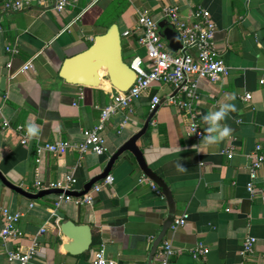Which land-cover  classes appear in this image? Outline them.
Returning <instances> with one entry per match:
<instances>
[{
  "label": "crops",
  "instance_id": "crops-1",
  "mask_svg": "<svg viewBox=\"0 0 264 264\" xmlns=\"http://www.w3.org/2000/svg\"><path fill=\"white\" fill-rule=\"evenodd\" d=\"M25 1L27 8L13 13L0 3V227L2 210L23 215V234L0 246V264H18L8 254L28 252L35 238L38 252L29 264H92L103 245L118 264H160L157 254L165 240L176 251L170 264H264V196L248 190L251 155L258 145L264 150V0H73L61 13L54 10L55 0ZM168 6L184 16L203 7L217 25V50L230 75L201 83L199 122L205 131L204 115L224 103L235 105L237 111L221 121L232 129L230 136L213 145L198 142L177 108L151 112L148 94L111 120L104 155L90 152L79 164L77 153H46L37 163L39 144L83 142V131L99 123L115 91L104 79L98 87L69 83L61 76L65 61L113 24L122 32L133 28L140 13L159 20L162 32L174 30L163 17ZM123 46L128 62L146 54L135 39ZM8 47L20 54L12 59ZM31 60L33 70L22 71ZM156 93L165 98L170 88L152 89ZM247 94L249 101L243 99ZM29 123L39 133L23 145L18 127L27 131ZM228 150L234 151L232 159ZM178 162L186 172L177 171ZM72 170L78 181L70 194L76 198L109 175L115 181L92 192L91 205L64 201L56 209L61 192L38 190L36 182L60 181ZM263 184L264 166L256 180L258 187ZM184 214L187 224L173 233L174 220ZM69 220L92 230V246L80 256L65 249L70 239L61 225ZM249 237L257 240L254 253L243 256ZM198 244L210 252L195 258Z\"/></svg>",
  "mask_w": 264,
  "mask_h": 264
},
{
  "label": "built area",
  "instance_id": "built-area-1",
  "mask_svg": "<svg viewBox=\"0 0 264 264\" xmlns=\"http://www.w3.org/2000/svg\"><path fill=\"white\" fill-rule=\"evenodd\" d=\"M3 5V11L8 13L21 12L25 10L28 3L25 0H0ZM73 4V0H55L54 10L64 12ZM163 17L171 24L178 33L181 41V48L173 51L169 48L159 20L147 13L138 14L136 25L121 33L122 39H135L136 42L146 49L145 56H136L130 62V67L136 73V80L133 86L125 92L115 89L112 94L110 104L101 110L99 123L90 129H85L83 135L84 141L81 143L70 142L67 140H56L52 143L39 144L37 146V163L41 162L44 154L48 153L54 157H61L68 153H77L79 164L85 158V155L92 152L102 156L107 151L104 134L109 129L111 120L119 113L131 111L133 104L150 94V111L155 112L161 106H170L177 108L187 120L189 131L198 142H202V135L205 131L201 128L199 122L198 104L201 100L200 85L203 81H209L213 84L221 82L230 75V67L227 65L223 54L217 50L216 34L217 25L212 18L211 13L198 7L190 15L184 16L178 7H166L163 10ZM7 52L11 58L18 56L20 50L17 47H8ZM10 69L12 62L7 65ZM32 60L27 62L22 71L33 70ZM154 88H170V93L163 98L161 94H151ZM246 101L252 99L251 94L243 98ZM127 120V119H126ZM125 120L124 124L127 123ZM5 127H10L5 122ZM18 130L22 133V144L29 145L32 137L24 127L19 126ZM230 159L234 156L233 150L226 151ZM252 163L249 167L250 183L248 190L252 196L261 194L264 196V184L261 187L256 185L259 172L264 166V150L261 145L255 148L251 155ZM78 164V166H80ZM74 170L67 174L62 180L52 183L36 182L38 190H59L61 194L56 202V209H59L62 202H75L78 205H91L93 203L92 192H99L103 188L112 185L115 181L112 175L107 176L101 183L94 185L91 192L84 197H74L70 193L77 183ZM153 187L155 185L152 183ZM160 195V191L157 190ZM23 215L14 213L7 209L2 210L0 227V246L6 245L11 239L22 236L20 224ZM53 217L57 218L56 211ZM188 215L176 218L171 226V231L177 232L187 224ZM59 223V218L57 219ZM42 229L40 234L44 233ZM39 234V235H40ZM256 238L249 237L242 250V255L247 256L254 253ZM38 240L34 243L28 252L17 251L10 252L8 259L18 264H29L38 252ZM210 252L202 244H198L193 249L195 258L206 256ZM176 251L171 240H165L159 248L157 257L160 264H170ZM92 264H118L115 260L107 257L106 246L94 253Z\"/></svg>",
  "mask_w": 264,
  "mask_h": 264
},
{
  "label": "water",
  "instance_id": "water-1",
  "mask_svg": "<svg viewBox=\"0 0 264 264\" xmlns=\"http://www.w3.org/2000/svg\"><path fill=\"white\" fill-rule=\"evenodd\" d=\"M121 28L113 24L103 35L95 38L94 44L83 53L68 58L61 71V76L69 83L88 87H98L102 80L109 81L118 91H128L136 80V73L130 67L124 55ZM173 50L181 48V41L175 30L168 29L162 32ZM78 69L72 75L73 69ZM105 75L101 77L100 73ZM6 78L2 80L5 85ZM61 231L70 242L65 246L66 251L72 256H80L88 252L93 243V234L90 226L77 225L73 221L63 222Z\"/></svg>",
  "mask_w": 264,
  "mask_h": 264
},
{
  "label": "clouds",
  "instance_id": "clouds-1",
  "mask_svg": "<svg viewBox=\"0 0 264 264\" xmlns=\"http://www.w3.org/2000/svg\"><path fill=\"white\" fill-rule=\"evenodd\" d=\"M237 111L235 105L221 104L218 110L209 112L203 116V121L207 125L205 128V134L202 135V143L207 145H213L223 141L229 137L232 129L227 125H222L221 121L225 120L229 112ZM27 132L30 137H36L39 133V128L34 123H29L27 126ZM177 171L183 173L186 172V167L182 163L178 162L176 165Z\"/></svg>",
  "mask_w": 264,
  "mask_h": 264
},
{
  "label": "bare ground",
  "instance_id": "bare-ground-1",
  "mask_svg": "<svg viewBox=\"0 0 264 264\" xmlns=\"http://www.w3.org/2000/svg\"><path fill=\"white\" fill-rule=\"evenodd\" d=\"M100 75H101V77H103L104 75H105V73L104 72H101L100 73ZM106 81V80H105ZM109 82V81H108ZM110 83V82H109Z\"/></svg>",
  "mask_w": 264,
  "mask_h": 264
},
{
  "label": "rangeland",
  "instance_id": "rangeland-1",
  "mask_svg": "<svg viewBox=\"0 0 264 264\" xmlns=\"http://www.w3.org/2000/svg\"><path fill=\"white\" fill-rule=\"evenodd\" d=\"M123 45H126V40L123 41ZM130 62V61H129Z\"/></svg>",
  "mask_w": 264,
  "mask_h": 264
}]
</instances>
